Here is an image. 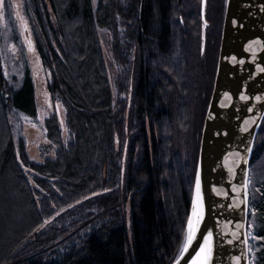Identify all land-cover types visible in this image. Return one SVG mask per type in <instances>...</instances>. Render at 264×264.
I'll return each mask as SVG.
<instances>
[{"label":"trees","instance_id":"1","mask_svg":"<svg viewBox=\"0 0 264 264\" xmlns=\"http://www.w3.org/2000/svg\"><path fill=\"white\" fill-rule=\"evenodd\" d=\"M226 4L207 0L204 19L202 0H24L68 139L57 110L44 120L54 156L36 161L15 139L10 115L37 119L36 89L30 67L10 84L0 53V264H173L189 234ZM251 233L252 264H264V120Z\"/></svg>","mask_w":264,"mask_h":264},{"label":"water","instance_id":"2","mask_svg":"<svg viewBox=\"0 0 264 264\" xmlns=\"http://www.w3.org/2000/svg\"><path fill=\"white\" fill-rule=\"evenodd\" d=\"M206 5L202 0L204 19ZM263 120L264 0H227L195 175L189 227L195 239L173 264H190L208 232L213 241L210 264H251L250 163Z\"/></svg>","mask_w":264,"mask_h":264},{"label":"rangeland","instance_id":"3","mask_svg":"<svg viewBox=\"0 0 264 264\" xmlns=\"http://www.w3.org/2000/svg\"><path fill=\"white\" fill-rule=\"evenodd\" d=\"M94 2L96 3L97 0H94ZM100 36L113 93L117 95L118 65L111 52L112 36L107 29L103 28L100 29ZM0 53L3 58L4 74L8 82L12 85H18L22 80L26 67H30L36 89L37 119L15 110L10 115L15 139L18 140L20 135L25 138L29 156L36 161H43L46 157L54 156L55 147L47 138L44 120L54 110H57L63 128V138L67 141L66 110L62 102L52 100L47 88L50 73L44 68L36 50L33 29L24 10V0H4L3 7H0ZM132 87L131 81L129 99L131 91H133ZM24 170L31 183L34 184L33 172L26 167ZM49 223H46L45 226ZM252 238L251 233V238H249L251 264L253 263L252 253L255 252L254 249L252 250Z\"/></svg>","mask_w":264,"mask_h":264},{"label":"snow or ice","instance_id":"4","mask_svg":"<svg viewBox=\"0 0 264 264\" xmlns=\"http://www.w3.org/2000/svg\"><path fill=\"white\" fill-rule=\"evenodd\" d=\"M3 3H4V0H0V7H3ZM247 151L251 152L252 149L248 148ZM245 187H246V185H245ZM196 189H197V196L199 198L200 197V180H199V177L197 178ZM195 214H196V210L194 207L193 215H195ZM191 226H192V221L190 220L189 221L190 229H191ZM194 239H195V232L191 231L188 238H187V242L182 247L181 255L188 252L189 246L192 244ZM203 239H204V244L198 245V247L200 248V251L196 252L195 256L192 258V264H210V258L212 255V244H213L212 233L208 232V235L206 237H203ZM236 259H237V261H239L240 257H236ZM177 264H179V262H177Z\"/></svg>","mask_w":264,"mask_h":264},{"label":"bare ground","instance_id":"5","mask_svg":"<svg viewBox=\"0 0 264 264\" xmlns=\"http://www.w3.org/2000/svg\"><path fill=\"white\" fill-rule=\"evenodd\" d=\"M199 251H200V249H199ZM199 251H198V252H199ZM190 264H192V262H191Z\"/></svg>","mask_w":264,"mask_h":264}]
</instances>
